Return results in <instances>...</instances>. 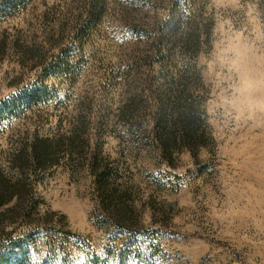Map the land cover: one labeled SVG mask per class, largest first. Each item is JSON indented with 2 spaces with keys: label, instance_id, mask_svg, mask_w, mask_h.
I'll return each mask as SVG.
<instances>
[{
  "label": "rangeland",
  "instance_id": "obj_1",
  "mask_svg": "<svg viewBox=\"0 0 264 264\" xmlns=\"http://www.w3.org/2000/svg\"><path fill=\"white\" fill-rule=\"evenodd\" d=\"M88 4L0 0V264H264V0Z\"/></svg>",
  "mask_w": 264,
  "mask_h": 264
},
{
  "label": "trees",
  "instance_id": "obj_2",
  "mask_svg": "<svg viewBox=\"0 0 264 264\" xmlns=\"http://www.w3.org/2000/svg\"><path fill=\"white\" fill-rule=\"evenodd\" d=\"M88 6L90 8L92 17H94L95 19L100 18L102 13L105 11V7H104L105 0H89ZM174 27L177 30L179 27V23H175ZM40 91H43V90H40L39 88L35 89V91L31 95V98H35L36 96L40 95L39 93ZM48 153H49V147H44L43 149H41V152H37L38 160L42 158L43 154L48 155ZM1 189H2V185L0 184V192H1ZM5 198H6V195H4V192L2 191L0 193V205L6 202ZM11 209H14V207L10 208L9 210L11 211ZM30 214L31 212H29L28 215Z\"/></svg>",
  "mask_w": 264,
  "mask_h": 264
}]
</instances>
